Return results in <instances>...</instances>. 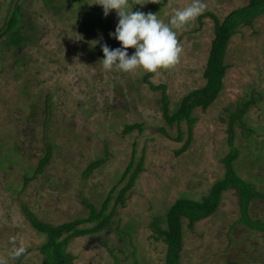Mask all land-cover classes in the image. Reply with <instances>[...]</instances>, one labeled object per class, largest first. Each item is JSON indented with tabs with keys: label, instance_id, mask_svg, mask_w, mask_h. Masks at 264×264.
<instances>
[{
	"label": "rangeland",
	"instance_id": "obj_1",
	"mask_svg": "<svg viewBox=\"0 0 264 264\" xmlns=\"http://www.w3.org/2000/svg\"><path fill=\"white\" fill-rule=\"evenodd\" d=\"M11 1L0 0V25L13 8ZM25 1L37 28L36 41L22 47L25 63L17 67L11 66L12 49L3 52L7 58L0 53V264H40L44 258L39 249L45 235L33 228L25 208L52 223L87 216L85 201L100 204L115 186L117 196L133 159L135 166L143 159V171L125 203L118 205L117 222L107 233L109 245H119L126 260H134L130 244L120 238L119 229L127 226L141 264H166V245L153 236V219L163 217L180 197L201 198L223 176L224 158L233 148L231 112L252 93L259 98L245 121L254 131L248 136L236 124V167L264 188V14L231 39L224 89L210 107L195 110L189 138L186 121L179 126L165 119L162 89L150 87L144 79L147 71L103 68L101 46H121L109 35L119 20L115 10L105 16L99 0ZM248 2L204 0L202 14L185 26H173L183 49L179 62L150 78L166 86L172 110L206 82L215 20L202 15L212 12L222 20ZM190 3L128 0L133 11L157 13L165 23ZM134 51L129 48V55ZM133 124L140 126L127 131ZM49 151L43 172L34 176ZM100 157L105 164L86 176L89 164ZM251 214L264 217V198L255 199ZM240 217V198L232 188L215 214L192 227L186 221L183 264H264V232L251 230ZM21 249L24 254L17 256ZM68 250L75 256L72 264L114 263L109 248L89 235L74 238Z\"/></svg>",
	"mask_w": 264,
	"mask_h": 264
},
{
	"label": "trees",
	"instance_id": "obj_2",
	"mask_svg": "<svg viewBox=\"0 0 264 264\" xmlns=\"http://www.w3.org/2000/svg\"><path fill=\"white\" fill-rule=\"evenodd\" d=\"M10 14L6 16L5 21L0 25V53L2 59L7 58L3 53L6 47L13 50L15 61L11 66L25 63L22 47L29 41H36L38 36L36 25L29 12L26 11L27 3L25 0H15L9 2ZM264 14V0H249L248 4L232 10L222 20L214 13L207 12L202 16H211L215 20L214 38L211 42L209 57L204 70L205 84L188 92L181 100L180 104L172 110L166 86L155 84L151 81V76L155 72H148L144 79L153 90L162 89L164 102V116L169 124L177 123L179 126L186 121L188 124L189 138L192 137L193 129L197 121L194 115L197 108L207 109L220 96L224 89V79L229 68L227 54L231 39L238 33L241 26H252L256 18ZM24 52V51H23ZM6 67V65H3ZM259 96V95H257ZM252 93L251 97L243 99L238 103L237 108L231 112L229 124V144L233 147L230 153L224 158L225 172L223 176L217 179L210 187L208 192L201 198L180 197L176 199L168 208L164 216H156L151 227L153 236L157 241L162 240L166 245V264H183L182 249L184 245L185 222L188 221L190 227L196 222L203 220L218 210L224 194L235 188L240 198L241 217L240 222L248 226L251 230L264 232V217H254L251 214V205L257 198H264V188L257 184L254 177H244L236 167L239 158V150L235 147L236 124L240 123L246 128L245 117L251 106L257 103L259 97ZM32 107L37 108L32 104ZM139 124L129 125L127 131L133 130ZM248 136L254 131V128L247 127ZM251 132V133H250ZM189 142V141H188ZM188 145V144H187ZM51 152L41 159L40 166L35 170V174L41 173L48 163ZM263 153H260L262 156ZM133 159L123 172L119 183L127 179L125 185L115 195L117 186L113 187L108 193L106 199L97 204L95 202L85 201L89 208L87 216H77L74 219L62 222L52 223L40 219L29 209H24L27 218L30 220L33 228L45 235L44 242L40 245V252L44 258L40 264H72L75 256L68 250L70 242L79 236L89 235L92 239H97L109 248L114 258L112 264H141L136 252L139 248L133 238L128 240L133 230L127 226L119 229L120 238L130 244L134 254V260L127 261L126 251L120 250L119 245H109L108 230L112 229L115 212L120 203H125L126 196L130 192L140 173L143 171V159L138 166L134 165ZM106 162L105 158H98L92 161L85 175H90L94 170L101 168ZM126 172V173H125ZM34 173V172H33ZM134 174V175H133ZM26 180L29 177L25 178ZM115 203L111 205V201ZM121 251V252H120Z\"/></svg>",
	"mask_w": 264,
	"mask_h": 264
},
{
	"label": "clouds",
	"instance_id": "obj_3",
	"mask_svg": "<svg viewBox=\"0 0 264 264\" xmlns=\"http://www.w3.org/2000/svg\"><path fill=\"white\" fill-rule=\"evenodd\" d=\"M97 4L102 6L105 16L112 10L116 11L119 20L115 31L109 35L121 45L110 49L107 44H103V59L100 62L106 71L115 69L124 73L137 68L156 72L178 63L183 49L173 26L180 28L187 25L207 7L204 0H191L188 6L175 10L169 23H165L157 13L133 11L128 0H99ZM129 48L135 49L131 55L128 53ZM23 254L22 249L16 253L17 256Z\"/></svg>",
	"mask_w": 264,
	"mask_h": 264
},
{
	"label": "bare ground",
	"instance_id": "obj_4",
	"mask_svg": "<svg viewBox=\"0 0 264 264\" xmlns=\"http://www.w3.org/2000/svg\"><path fill=\"white\" fill-rule=\"evenodd\" d=\"M67 154V153H66ZM126 173V172H125ZM134 175V174H133Z\"/></svg>",
	"mask_w": 264,
	"mask_h": 264
}]
</instances>
